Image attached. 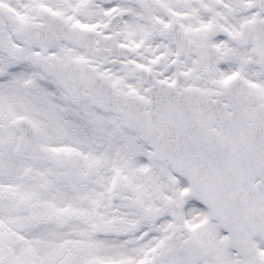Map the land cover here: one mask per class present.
I'll use <instances>...</instances> for the list:
<instances>
[{"label":"snow or ice","instance_id":"obj_1","mask_svg":"<svg viewBox=\"0 0 264 264\" xmlns=\"http://www.w3.org/2000/svg\"><path fill=\"white\" fill-rule=\"evenodd\" d=\"M0 264H264V0H0Z\"/></svg>","mask_w":264,"mask_h":264}]
</instances>
